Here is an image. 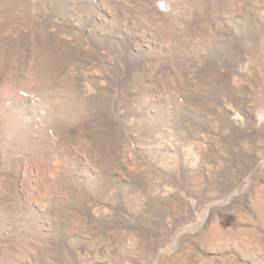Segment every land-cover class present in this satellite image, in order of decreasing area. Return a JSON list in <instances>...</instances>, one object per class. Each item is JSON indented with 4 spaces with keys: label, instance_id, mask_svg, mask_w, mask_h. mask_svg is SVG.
Listing matches in <instances>:
<instances>
[{
    "label": "rangeland",
    "instance_id": "374dc122",
    "mask_svg": "<svg viewBox=\"0 0 264 264\" xmlns=\"http://www.w3.org/2000/svg\"><path fill=\"white\" fill-rule=\"evenodd\" d=\"M0 264H264V0H0Z\"/></svg>",
    "mask_w": 264,
    "mask_h": 264
}]
</instances>
